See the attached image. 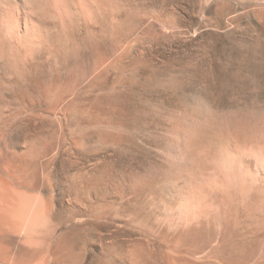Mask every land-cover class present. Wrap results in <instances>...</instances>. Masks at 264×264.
<instances>
[{
  "label": "bare ground",
  "instance_id": "1",
  "mask_svg": "<svg viewBox=\"0 0 264 264\" xmlns=\"http://www.w3.org/2000/svg\"><path fill=\"white\" fill-rule=\"evenodd\" d=\"M115 2L0 0V62L17 89L48 91L58 83L26 77L65 70L72 84L0 97V264H264L263 126L178 122L176 142L134 144L118 191L109 116L74 110L88 52L93 80L114 68ZM151 144L172 162L150 163Z\"/></svg>",
  "mask_w": 264,
  "mask_h": 264
},
{
  "label": "rangeland",
  "instance_id": "2",
  "mask_svg": "<svg viewBox=\"0 0 264 264\" xmlns=\"http://www.w3.org/2000/svg\"><path fill=\"white\" fill-rule=\"evenodd\" d=\"M114 8V68L93 80L94 56L88 52L83 85L91 90L82 85L79 95L88 98L82 97L74 110L109 116L108 125L115 131L119 192L129 184L131 150L145 137L176 142L173 126L205 118L264 127V0H116ZM0 63V97L28 94L15 85L25 80ZM63 73L53 81L43 74L26 77L29 83H58L48 91L32 88L29 95L63 92L70 84V71ZM134 112L139 116L136 124ZM148 149L150 163L172 162L153 144ZM92 150L90 141L80 158L87 161Z\"/></svg>",
  "mask_w": 264,
  "mask_h": 264
}]
</instances>
